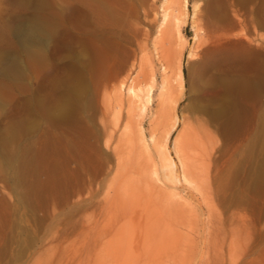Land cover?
<instances>
[{
  "label": "rangeland",
  "instance_id": "obj_1",
  "mask_svg": "<svg viewBox=\"0 0 264 264\" xmlns=\"http://www.w3.org/2000/svg\"><path fill=\"white\" fill-rule=\"evenodd\" d=\"M80 1L59 24L56 0H0V264H264V0H187L163 43L161 0ZM166 155L189 184L163 182Z\"/></svg>",
  "mask_w": 264,
  "mask_h": 264
},
{
  "label": "bare ground",
  "instance_id": "obj_2",
  "mask_svg": "<svg viewBox=\"0 0 264 264\" xmlns=\"http://www.w3.org/2000/svg\"><path fill=\"white\" fill-rule=\"evenodd\" d=\"M105 1V4L103 3V6H105V8H107L104 12H107L109 10H112L114 8V5H113V0H104ZM143 1V0H142ZM102 2V0H101ZM99 1H96V0H82L80 1V6L85 8L86 9V12L87 13H91L93 10V13L99 12L100 8H101V5ZM131 3V2H130ZM187 4V0H161L160 1V17H159V20L157 22V25H156V34L159 33V37H158V40L161 39L163 36V34H165L167 32V22L169 21V19H172L171 21H174V22H177L179 20V14L181 15L182 13V9L185 8ZM72 5V8L74 6V2H70V0H56V6H55V14H56V18H57V22L60 24V22L63 19L66 11L68 9H70ZM78 5V4H76ZM79 6V7H80ZM104 8V9H105ZM116 8V7H115ZM103 9V7L101 8V10ZM133 9V8H132ZM194 9H195V5L193 4V14H194ZM103 11V10H102ZM113 12V11H112ZM108 13V12H107ZM97 14V13H96ZM118 14V13H117ZM33 15V14H32ZM90 15V14H89ZM110 15V14H109ZM121 17V16H120ZM29 18V17H28ZM119 18V17H117ZM122 18V17H121ZM127 18V17H126ZM66 19V18H65ZM46 19L44 18H40L38 15H34L32 16L30 19H27L25 22H21L20 24H17V27H16V35L18 37V39L16 40H20L21 43H23L25 46L26 45H29L30 47V44L32 42H44L45 41V37L48 36L46 35V28L45 27V21ZM118 20V19H117ZM121 20V19H120ZM124 20V19H123ZM126 21V20H125ZM138 21V20H137ZM47 22V21H46ZM122 22V21H121ZM132 22V21H131ZM136 22V21H134ZM115 23V22H114ZM117 23V22H116ZM125 24V23H124ZM174 24V23H173ZM16 25V24H15ZM67 25V24H66ZM116 25V24H115ZM129 25V24H128ZM135 25V24H134ZM47 26V25H46ZM124 26V25H123ZM133 26V25H132ZM93 27V26H92ZM115 27V26H114ZM121 27V26H120ZM130 27V26H129ZM136 27H133L132 29H134ZM116 29V28H115ZM122 29V28H121ZM127 29V28H126ZM129 29V28H128ZM11 31V30H10ZM48 31V30H47ZM124 31V30H123ZM12 32V31H11ZM71 32V31H70ZM87 32V31H86ZM95 32V31H94ZM126 32V31H125ZM137 32V31H136ZM197 32V31H196ZM119 33V32H118ZM131 33V32H130ZM129 33V34H130ZM135 33V32H134ZM11 34V33H10ZM48 34V33H47ZM58 34V33H57ZM63 34V33H62ZM85 34V33H84ZM133 34V33H132ZM195 34V33H194ZM118 36V35H117ZM16 37V36H15ZM66 37V36H65ZM136 37V36H135ZM73 38V37H71ZM126 38V37H125ZM124 38V39H125ZM127 39V38H126ZM75 40V39H74ZM91 40V39H90ZM108 40V39H107ZM157 40V39H156ZM94 41V40H93ZM101 41V40H100ZM7 42V41H6ZM161 42L163 43V39H161ZM18 43V42H17ZM39 43V44H40ZM100 43V42H99ZM6 44V43H5ZM4 44V45H5ZM22 44V45H23ZM37 44V43H36ZM82 44V43H81ZM1 45V44H0ZM33 44H31L32 46ZM140 46V45H139ZM25 48V47H24ZM26 48L29 50L28 46H26ZM72 48V47H71ZM101 48V47H100ZM110 48V47H109ZM4 49V48H3ZM6 49V48H5ZM78 51V50H77ZM103 51V50H102ZM98 52V51H97ZM108 52V51H107ZM5 53V52H4ZM4 53L1 54L4 56ZM156 53V52H155ZM6 54V53H5ZM8 54V53H7ZM6 54V55H7ZM18 54V53H17ZM12 55V54H11ZM80 55V54H79ZM102 55V54H100ZM1 56V57H3ZM13 56V55H12ZM8 57L5 59V64L6 66L4 67L5 69V72H7L8 74H18V72L20 71L18 68H20L21 66H19L17 64L18 61H16L18 58L17 56L15 57ZM73 56V55H72ZM161 56L163 57H167V47L166 48H162L161 49ZM0 57V58H1ZM16 58V59H15ZM114 59V58H113ZM140 59V62L141 64L144 62L145 58L142 56L139 58ZM1 60V59H0ZM4 60V58H3ZM21 60V59H20ZM2 63V61H0ZM4 62V61H3ZM20 62V61H19ZM79 62V61H78ZM110 62V61H109ZM148 62V61H147ZM146 62V64H148ZM76 63V62H75ZM103 63V62H102ZM4 63H2L3 65ZM20 64V63H19ZM99 64V63H98ZM122 64V63H121ZM140 64V63H139ZM19 67H18V66ZM21 65V64H20ZM123 65V64H122ZM4 66V65H3ZM103 66V65H101ZM1 67V66H0ZM110 67V65H109ZM140 67V66H139ZM164 65L162 64V68L164 69ZM22 68V67H21ZM20 68V69H21ZM104 68V67H102ZM2 69V68H0ZM110 69V68H109ZM23 70V69H21ZM66 70V68H65ZM78 70V69H77ZM105 70V69H104ZM0 72H3V71H0ZM100 72V71H99ZM98 72V73H99ZM108 72V71H107ZM106 72V73H107ZM4 73V72H3ZM87 73V72H86ZM110 73V72H109ZM79 74V72H78ZM93 74V73H92ZM102 74V73H101ZM104 74V73H103ZM111 74V73H110ZM151 74V73H150ZM23 75V74H22ZM21 75V76H22ZM106 75V74H105ZM119 75V74H118ZM9 76V75H8ZM7 76V78L9 79V77ZM68 76V75H67ZM99 76V75H98ZM145 76V75H144ZM19 77V75H18ZM72 77V76H71ZM103 77V76H102ZM108 77V75H107ZM112 76L110 75L109 78H111ZM17 78V77H15ZM13 78V79H15ZM79 78V77H78ZM83 78V77H82ZM151 78V77H150ZM12 79V78H11ZM105 79L108 80V78H106L105 76ZM109 79V81H110ZM114 79V80H113ZM113 81L115 82V84H111V90L113 91V93H115L116 96H121V94H123V91H124V94L128 97V100L129 101H135L137 103H139V107H144L145 104H147L150 99H151V90H152V86L153 84L151 82H143V84L141 83L140 85L138 84H134V82L132 81V79L130 80V82H128L127 80H118L116 79V76L113 77ZM149 79V78H147ZM11 81V80H10ZM105 81V80H104ZM107 81V83L109 82ZM67 82V81H66ZM70 82V81H69ZM71 83V82H70ZM107 83L105 82V85H104V82H103V86L105 88L109 87L107 86ZM102 86V85H101ZM74 93V92H73ZM34 96V95H33ZM68 99V98H67ZM120 100V98H119ZM59 102V101H58ZM66 102V100H65ZM64 103V102H63ZM167 101L164 97V92L163 91H160L159 93V109L154 113L155 114V118H159L161 120H167V115L170 114L171 116V112H170V108H169V105H167ZM138 105V104H136ZM223 105V104H222ZM61 106V105H60ZM136 107V106H135ZM61 111V110H60ZM129 114V113H128ZM173 115V114H172ZM131 116V115H130ZM127 115V117H130ZM175 116V115H174ZM131 118V117H130ZM171 118V117H170ZM175 118V117H174ZM169 119V118H168ZM127 120V119H126ZM157 120V119H156ZM132 122V121H131ZM130 121L125 122L123 124V134H127L128 135V129L130 127ZM174 126V125H173ZM260 127V126H259ZM261 133V128L258 129V133ZM130 134V133H129ZM62 135V134H61ZM258 136V135H257ZM261 136V135H259ZM174 142H176V140L174 139ZM161 149V148H160ZM116 151V150H115ZM148 151V150H146ZM160 152H163L162 150ZM162 154V153H161ZM164 154V153H163ZM162 154V156H163ZM159 155V154H158ZM13 157V156H12ZM11 158V157H10ZM160 158V157H159ZM163 161L162 164L160 163V167L162 166L163 169H164V174H163V179L164 178H168L169 181H175L178 182L180 180V177L183 181L185 182H188V177L186 175V169H184V163L183 161L181 160V158L179 157V161H180V166H181V175L178 176V174L176 173L175 170H173V165H174V162H172L169 157L166 155L164 157H162ZM15 159V158H14ZM161 159V158H160ZM119 161V159H118ZM121 161V160H120ZM13 168V166H11ZM158 169V168H157ZM168 170V173L165 172V170ZM162 170V169H160ZM155 173L154 174H157V170H153ZM175 171V172H174ZM162 172V171H161ZM152 173V172H151ZM163 173V172H162ZM162 179V180H163ZM164 179L163 182L166 180ZM168 181V180H167ZM55 182V181H54ZM48 183V182H47ZM46 183V184H47ZM54 184V183H53ZM165 184V183H164ZM189 184V182H188ZM19 245V244H18ZM232 262V261H231Z\"/></svg>",
  "mask_w": 264,
  "mask_h": 264
}]
</instances>
